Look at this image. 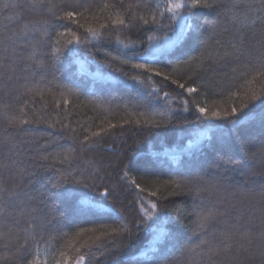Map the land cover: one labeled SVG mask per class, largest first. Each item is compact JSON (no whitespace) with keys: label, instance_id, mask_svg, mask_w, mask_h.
Returning <instances> with one entry per match:
<instances>
[{"label":"trees","instance_id":"obj_1","mask_svg":"<svg viewBox=\"0 0 264 264\" xmlns=\"http://www.w3.org/2000/svg\"><path fill=\"white\" fill-rule=\"evenodd\" d=\"M17 2L23 3V0H0V38L19 27L18 22L7 19L8 16L15 15L17 9H3L5 3ZM85 2L101 5L105 0ZM136 2L137 0H124V5ZM155 2L156 0H152L150 7L154 6ZM228 6L230 0H224L222 7ZM184 12L192 21L194 28L183 43V47L190 45L189 47H195L193 48L195 51L211 38L213 44L216 40L220 41L219 44L225 43L228 40L226 38L237 29H242L248 36L247 55L239 65L227 64L219 67L220 83L215 92L217 97L205 107L222 106V102H230L227 101L229 90L244 91L242 87L244 79H250L255 75L249 73L246 77H241V72L244 71L242 66L249 63L255 67L260 66V61L256 58V42L264 38L262 37L264 14L257 13L260 19L254 26L242 27L239 23H226V17L218 14L219 8L184 9ZM26 15L27 18H32L36 13L28 11ZM100 22H103V17L98 21L81 20V23H91L93 26ZM54 34L53 32V36ZM81 34L83 35V30ZM117 35L121 39L127 37L130 41L136 42L135 47L124 48L116 42ZM149 35L156 37L152 42L154 45L159 47L164 45V31L150 29L138 22L116 29L109 28L104 30L100 39H90L86 45H72L71 52L62 51L55 63L51 59L50 45L45 44L42 51L46 54L48 67L44 71H37L34 76L28 75L20 72L22 64L17 70V74L22 77L27 75V80L22 78L19 84L35 87L38 91L43 90V98L40 96L34 99L26 96L18 98L21 90L19 85L13 86V82H6L7 70L0 69V72H3V77L0 78V141L10 138V142L0 143V162L10 157L17 161L18 167L27 170L28 175L25 176L22 185L26 195L20 197L21 201L27 203L29 196L38 198L42 193L46 196L49 191L54 193L46 203L49 205L54 203L55 211L51 208H41L34 213L37 216L36 223L39 225L37 233H42L44 241H47L41 242V249L48 247L49 256L64 243V239H60L62 232L72 234L79 228L102 230L105 227L122 226L128 231L115 245L105 243L98 250H93L88 258V264H149L144 253L148 252L151 246L153 234L139 223L143 214L139 207L138 190L130 183L133 178L142 186L148 187L149 191H156L157 186H160V195L164 197L159 200L152 197L158 203L163 219L167 221L166 227L174 234L173 240H165L157 246L160 251L168 250L165 252L166 259L162 258L161 264H175L181 249L189 243L198 242V238L193 236L192 221L195 219V213L201 208L216 209L218 213L226 215L218 216V220L206 233L200 235L199 239H211L213 235L219 237L222 231L231 228L237 222L251 229L253 234L258 233L264 226V216L260 211L264 203L258 202L259 194L264 190V157L253 156L260 147V141L264 140V124L261 122L264 104L260 101L253 102L248 109L239 114L243 123L236 126L229 120H197L199 112L193 107L188 112L178 111L172 114L176 123L186 124L188 127L193 125L205 129L209 126L213 128L218 126L222 129V135L213 133L210 141L205 139L200 148L193 147L189 150L188 145L194 129L179 130L168 126L157 128L145 123L159 121L157 116L153 115L158 107L153 104L143 84L116 73L117 67L124 68L127 72L132 71V68L122 64L126 56L136 57L153 49L149 47ZM173 35V32L168 33L169 37ZM17 43L21 46L23 54H27L29 49L23 47L26 41L20 40ZM172 51L176 53L179 49L174 48ZM172 51L169 49L161 58L170 59ZM196 54L197 52H191L185 56L192 57ZM184 58L188 57L181 59ZM207 81L208 79L203 77L202 85H207ZM262 82L264 77H257L250 87L259 89ZM169 85L176 94L185 95L176 85L171 82ZM66 88H71L72 92L68 93ZM202 93L206 95L205 91ZM25 100H28L27 105L24 104ZM235 103L238 106L240 100H235ZM5 105L8 107L5 108ZM22 106L27 119L34 120L41 116L59 122L55 128L45 123H29L19 128L6 126L7 116L18 114ZM127 108L139 114L136 119L141 121L140 124L125 123L132 120L126 113ZM62 124L75 129V133L61 127ZM109 124L116 127L108 128L100 137L93 138L91 148L80 150L79 142L83 140L84 135H90V132L98 131L101 127L107 128ZM73 137L76 138L75 142ZM46 141L49 143H45ZM71 147L76 149L72 163L57 167L69 171L76 169L75 178L83 181L81 184L65 186L75 190L74 200L66 199L59 195L58 190L51 189L49 181L55 176V170L41 167L40 164L43 162L39 161L41 155L55 154ZM222 152L240 163H222L219 168L212 167L216 157ZM89 160L95 163L86 164L85 161ZM125 170L129 171L127 179L123 178ZM3 175L5 186L10 188L16 182L15 177L8 172ZM174 179H182L189 183L177 189L178 195H168L172 187L167 185V182ZM194 182L210 183L215 186L197 195L190 191ZM165 185L167 191L164 190ZM105 189L109 190L108 196L103 195ZM93 198L101 209L97 213L82 214L73 210V205L77 201ZM145 207L148 205L145 204ZM12 217L18 219L20 223L14 225L10 218L3 230L13 228L15 232L16 229L28 227L30 216L27 211L21 214L17 209L12 213ZM98 226L100 228H97ZM19 234L22 242L26 233L20 231ZM52 236L57 239L50 240L49 237ZM15 246L13 245V248ZM259 251V241L254 240L248 253H245L250 257L246 264H261L264 257L259 255ZM151 255L153 254L149 252V256ZM43 257L42 251V261ZM152 264L156 262L153 261Z\"/></svg>","mask_w":264,"mask_h":264},{"label":"snow or ice","instance_id":"obj_2","mask_svg":"<svg viewBox=\"0 0 264 264\" xmlns=\"http://www.w3.org/2000/svg\"><path fill=\"white\" fill-rule=\"evenodd\" d=\"M224 0H156L154 6L150 7L152 0H137L135 4L129 3L124 5V0H105L101 5L94 3H86L85 0H23V3L17 2L14 4L5 3L4 10L9 8L17 9L15 15L8 16L7 19L13 22H18L19 27L11 32H8L0 38V69L7 70V81L13 82V86L19 85L20 91L18 98L29 97L34 99L36 96L43 98L44 91L37 90L35 87H28L19 84L23 78L27 80V75L21 76L17 74L19 66L20 72L27 73L34 76L37 71H44L48 67V62L45 59V53L42 49L45 44L51 47V59L53 63L58 59L62 51H73L72 45H86L90 39L102 38L104 30L109 28L116 29L119 26H128L132 22H138L141 25L157 31H164V45L162 47L154 45L152 42L156 39L154 35L148 36L149 47L154 51L145 56L142 62L133 63L132 59H125L123 64H130L133 69L143 70L140 75L132 76L131 79L140 84H144L146 80H150L151 76H146L141 79L143 73H154L157 76H162L165 81H170L178 88L183 89L186 93L192 94L198 91V88L193 83L186 87L187 81L191 80V76L186 78L185 83H181L179 79L172 78L171 75L165 74L158 65L162 63L161 57L166 55L171 48H179L183 45L186 38L193 31L192 21L185 15L184 9H220V13L226 17V23H239L242 27L254 26L260 19L257 13L264 14V0H230V6L222 7ZM34 11L36 15L32 18H27V12ZM103 17V22L97 23L95 26L91 23H81V20H100ZM167 20V23H165ZM83 30V35L81 34ZM239 31V29L237 30ZM53 32L55 33L53 36ZM169 32H173L172 37L168 36ZM215 35V29L213 30ZM67 37H71L68 39ZM264 37V33H262ZM20 40H25L24 48L29 49L27 54H23L21 46L17 43ZM116 42L121 44L124 48H134L136 42L130 41L127 37L121 39L119 35L116 36ZM219 44L220 41H214ZM207 47V46H206ZM242 54V47H233L232 52H226L225 57L231 56L233 59H239ZM256 58L260 61V66L255 67L250 63L243 65L244 71L241 72V77H246L249 73H255L250 79H244L242 87L244 91H231L227 93V101L222 102V106H213L211 108L202 107L199 103L195 104L199 112L197 120H229L233 126L243 123L240 113L248 109L253 102L260 101L264 104V82H262L259 89L252 88L250 85L257 77H264V38L256 42ZM116 59H120L116 57ZM139 60L140 58H136ZM196 59V58H192ZM200 63L192 67L193 74L196 69L203 66L206 57L201 53ZM55 70V69H53ZM175 71V69H173ZM236 71V69H233ZM3 77V72H0V78ZM55 79V78H54ZM50 91V90H49ZM68 93L72 92L71 88H66ZM63 94V93H62ZM164 99L167 100L169 93L165 92ZM239 99L240 103L237 106L235 100ZM67 103V101H65ZM183 105L188 104V100H182ZM28 104V100L24 101ZM59 105L57 104V107ZM8 106L5 105V108ZM163 110L153 113L154 116H159L160 120L145 121L152 127H163L167 116L172 114L171 106H162ZM24 107H20L18 114H12L6 118V126L21 127L29 123H45L49 127L55 128L57 122L50 119L37 116L36 119L30 120L26 118ZM261 122L264 124V113L261 114ZM125 123L140 124L139 119L134 121L128 120ZM61 127L68 128L72 133L75 129L70 128L69 125L62 124ZM116 125L109 124L107 128L101 127L98 131L90 132V135H84L83 140L80 141V150L84 151L92 147L93 138L100 137L108 128H114ZM213 133H222V129L218 126L213 128L211 126L196 130L192 133V139L189 142V150L193 147L200 148L205 139L211 140ZM75 142V137H73ZM10 138H5L0 143H8ZM45 143H49L46 141ZM76 152L75 147L67 150L56 152L55 154L46 153L39 156L41 167H48L55 170V176L49 181L52 190H58L59 195L69 200H74V189L66 188L69 184H81L83 181L75 178L76 169L71 171L57 165L71 164ZM264 157V140L260 141V147L253 156ZM176 159V157H173ZM51 161V163H48ZM35 163V162H34ZM86 164H94V161H85ZM222 163L239 164L240 161L232 159L230 155L222 152L216 157V161L212 167L219 168ZM127 169V166H126ZM11 173L15 177L16 182L10 188L5 186L4 173ZM28 175L27 170L23 167L17 166V161L10 157L4 162H0V264H88V258L93 250H98L105 243L116 244V241L128 231L125 227H105L102 230L95 228H79L72 234L62 232L60 239H64V243L56 252H52L49 256V248L41 249V242L44 241L42 233H37L39 225L36 223L37 213L41 208H51L55 211L54 203L49 205L46 200L50 199L54 193L49 191L48 195L41 194L38 198L29 196L27 203L20 200L23 192V181ZM129 176V171H124V179ZM131 185L138 190V199L140 201L139 207L142 212L140 224L144 225L147 230L153 234V240L148 252L144 255L148 257L149 264L153 261L156 264H161V259H166L165 252L160 251L157 247L165 240H173L174 234L169 232L166 227L167 221L163 219L158 203L152 199L156 197L157 200L162 199L157 186L156 191H149L148 187L142 186L133 178L130 181ZM185 183L184 180H172L167 182L171 185L172 191H168V195H178L177 189H180ZM167 185L164 190L167 191ZM87 186V185H86ZM215 185L210 183L194 182L190 191H194L197 195L209 190ZM104 196L109 195V190L105 189ZM260 200L258 202L264 203V190L261 191ZM254 199V198H253ZM145 204L148 207H145ZM19 210V213L27 211L30 219L28 227L25 229L8 228L3 230L8 220L11 218L14 225H18L20 221L12 217V213ZM73 210L82 214H95L101 209L93 199L79 200L73 205ZM114 211V209H113ZM262 216H264V207L260 209ZM226 215V213H218L216 209L201 208L195 213L193 224V236L198 238L197 243H189L180 250V255L177 257L175 264H246L250 259L245 253H248L254 240L259 241V255L264 257V226L258 233L253 234L251 229L238 222L231 228H226L220 233L219 237L215 235L211 239H199V236L206 233L207 229L218 220V216ZM243 228V231L241 229ZM20 231L26 233L23 241L20 242ZM66 238V239H65ZM50 240L57 239V237H49ZM192 237L189 238V241ZM47 243V241H44ZM13 245H16L13 248ZM174 246V245H173ZM44 257L41 260V252ZM27 252V255L25 253ZM149 252L153 255L149 256ZM261 264H264L262 259Z\"/></svg>","mask_w":264,"mask_h":264},{"label":"rangeland","instance_id":"obj_3","mask_svg":"<svg viewBox=\"0 0 264 264\" xmlns=\"http://www.w3.org/2000/svg\"><path fill=\"white\" fill-rule=\"evenodd\" d=\"M237 30L234 31L233 34L231 33L228 38H226L228 40H226L225 43L222 42L221 44L218 45L213 44V39L211 38L201 48L199 47L195 51L193 50V48L195 47H189L190 45L187 47H183L184 45L183 44L179 48H175V49H179V51L176 53L172 51V49L174 48L170 49V51H172L171 52L172 56L170 59L161 58L162 63H160L158 67L162 71H164L165 74L171 75L172 78L174 79H179L181 83H185L186 78L189 75L191 76L192 80L187 81L186 87L194 83L195 86L198 88V91L195 93L188 94L183 89H181L185 95H178L175 93L174 89L171 88V86L169 85L170 81H165L162 76H157L154 73H143V75L140 76L141 79H145L146 76H151V79L146 80L143 85L147 89V92L153 104L158 107L157 112L163 110L162 106H171V108L173 109L172 114L178 111L188 112L191 110L192 107L196 109L195 107L196 103H199L202 107H205L208 103H210L212 100H214L217 97L215 92L218 88L217 87L218 84L220 83L218 81V78L220 77L219 67L227 64L239 65L247 55V51L249 48L248 36L244 31H242V29H239V31ZM233 47H242V54L240 55L238 60L233 59L231 56L229 57L224 56L226 52L229 53L232 52ZM153 51L154 49H152L150 52ZM191 52H197V54L192 57H189L191 55L185 56L186 53L190 54ZM149 53L139 55L136 57L128 55L124 59H132L133 63L142 62L143 58L145 56H148ZM201 53H203V56L206 57L207 59H205L203 66L200 67L199 69H196L195 73L193 74L192 67L200 63L199 58L201 56ZM182 57H188V58H184L182 60L181 59ZM136 58H140V59L137 60ZM192 58H196V59H192ZM125 66H129L130 68H132L130 64ZM173 69H175V71H173ZM116 71H117L116 73L119 74L120 76H124L125 78H131L132 76L140 75L143 70L132 68V71L127 72L126 69L117 67ZM203 77L205 79L206 78L208 79V81L206 82L208 83L207 85L205 84L202 85ZM209 84L210 85L214 84V85L210 86ZM202 91H205L206 95L203 94ZM165 92L169 93V97L167 100L164 99L163 94ZM182 100H188V104L186 106L183 105L181 103ZM126 113L129 116H131L130 118L132 120L136 119L139 116V114H135L134 112H132L130 108L126 109ZM172 114L170 116H167L166 121H164L163 127L166 126L170 128L174 127L179 130L189 128V129H194V131L203 129V127H196L193 125L188 127L186 124L176 123ZM129 116L127 117L129 118ZM157 119L160 120V117L157 116ZM157 128H161V127H157ZM97 228H100V226H98Z\"/></svg>","mask_w":264,"mask_h":264}]
</instances>
